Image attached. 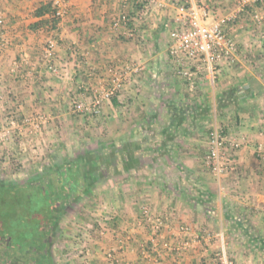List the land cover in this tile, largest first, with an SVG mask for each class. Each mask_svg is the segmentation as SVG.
Here are the masks:
<instances>
[{
    "label": "crops",
    "instance_id": "1",
    "mask_svg": "<svg viewBox=\"0 0 264 264\" xmlns=\"http://www.w3.org/2000/svg\"><path fill=\"white\" fill-rule=\"evenodd\" d=\"M57 1L0 0L7 42L0 47V115L17 103L26 116L52 113L51 125L58 128L45 133L63 137L65 125H78L67 113L70 94L97 90L111 70L131 62L143 69L128 76L101 116L77 119L83 140L100 147L85 152L77 168L85 180L77 183V196L68 193L67 203L90 198L102 205L97 215L104 219L79 231L82 246L77 233L76 242L68 240L66 232H75L66 223L43 264H109L112 250L116 264H220L222 255L235 264H264V20L249 25L243 13L235 33L237 61L216 79L202 72L191 89L168 52L174 0H164L165 10L153 13L133 38L113 23L122 12L134 13L140 0H61L66 14L57 29H35L38 6ZM206 1L214 18L233 13L241 2ZM254 10L264 13V3ZM51 37L59 41V78L43 62ZM23 57L28 65L16 73ZM219 126L241 147L232 157L237 171L216 180L207 166L208 136ZM90 188L98 191L92 198ZM144 208L168 219L157 248Z\"/></svg>",
    "mask_w": 264,
    "mask_h": 264
},
{
    "label": "built area",
    "instance_id": "2",
    "mask_svg": "<svg viewBox=\"0 0 264 264\" xmlns=\"http://www.w3.org/2000/svg\"><path fill=\"white\" fill-rule=\"evenodd\" d=\"M206 2V0L173 1L176 13L173 18V28L169 31L170 44L168 52L178 68V75L187 81L191 89L195 87L196 78L202 72H206L212 79H216V76L224 67L233 65L237 61L241 43L235 33L240 16L243 13H248L247 10L250 8L259 7L264 3V0H241L236 11L218 18L213 17ZM53 4L58 10L57 14L64 17L66 10L63 2L59 0ZM165 6L164 0H140L139 7L137 6L134 13L122 12L115 19L113 27L121 29L127 37H138L139 33L136 29L144 28L152 14L156 11L165 10ZM249 15L250 20L255 24H259L264 20L262 11H252ZM3 25L4 19L0 17V47L7 44L3 37ZM130 25L134 26L135 30L131 29ZM245 46L249 47L247 44ZM58 52L59 41L48 39L43 51V62L46 69L53 74H59L61 71V69L58 70L57 65ZM27 65L28 60L23 57L21 61L15 62L14 71L18 73L23 66ZM142 69L143 66L131 62L122 70H111V76L102 82L91 101H77L74 103L75 112L79 114H100L103 105L111 102L116 95L124 90L128 76L131 73H138ZM40 120L41 118L33 122V119L28 118L25 120V124L33 125L37 133L41 130V125L47 123L46 120ZM18 127L20 128V126ZM210 140L212 148L208 159L213 161L216 176L220 180L225 174L226 165H229L230 170L233 172L236 169V164L228 156V149L225 147V143L228 142L227 137L223 136L219 130H213L210 133ZM229 145L232 153L241 147V143L236 140L231 141ZM259 151L260 156L264 159V148H260ZM161 220L165 223V220L168 219ZM159 225H162L160 219L156 221V226H153L152 229V241L156 248L158 247L157 235L160 232ZM116 259L115 251H112L109 255V264H116ZM220 261L222 264H235L233 260L225 255L221 256Z\"/></svg>",
    "mask_w": 264,
    "mask_h": 264
},
{
    "label": "rangeland",
    "instance_id": "3",
    "mask_svg": "<svg viewBox=\"0 0 264 264\" xmlns=\"http://www.w3.org/2000/svg\"><path fill=\"white\" fill-rule=\"evenodd\" d=\"M63 4L65 6L64 2ZM64 8L66 9V7ZM252 9L254 10V8ZM249 13L250 12H248L247 14L249 15ZM247 20H249V23L252 22L250 20V15L247 17ZM49 39H56V38L51 37ZM61 62L62 60L60 59L59 52H58L57 65L59 67L58 69L59 71L61 69L60 68ZM23 67L20 70H22ZM62 69L59 72V74H53L49 72L47 69L45 70L48 73H50L52 77L59 78L62 73ZM79 85H76V82H75V88L78 87ZM95 91L93 92L95 93ZM93 92L87 91L83 94L80 92H77L75 96L70 94V99H71L70 107L71 108L67 109V113L68 114H70L71 112L74 113V114H70V118L72 120L70 119L69 120L77 122L78 125L76 127L70 124V122L69 124L65 125L66 131L63 134V137L62 136L55 137L52 134L45 133L46 130L50 132V128L53 125V124L51 125V121L53 118L52 113H50L51 114L50 115L49 113L45 114L44 111H39V112H33L26 116L19 110L21 106L20 103L13 105L12 108H5L3 115H0L1 117L3 116L0 120V181L4 183H8V184H13V185L25 186L27 185V183L35 179L37 176H41L43 178V176L48 177L49 175L51 176L53 174L56 175V172L58 171L59 167H61L62 170L64 169L63 166L66 167L67 165L68 166L76 165V166H79L78 169L82 168L83 161L81 159L84 157L85 152L89 151V148L91 149L93 146L94 147L92 149L94 148L99 149L100 146L97 147V141H94V140L88 141L85 139L83 140L82 134H81V128H80L81 123H79L77 119H80L83 116H89V115L92 117L101 116L104 105L101 109L100 114H96V115L95 114H79L75 112L74 103L77 101H81V102L91 101L94 97ZM75 115L77 116L76 118H75ZM28 118L33 119L34 120L33 122H35L36 119L41 118L40 121L46 120L47 123H45L44 125H41V130L39 129L40 131L36 133L33 125L25 124V120ZM12 122H14L15 124H13ZM58 125L59 124L53 125V127L56 129L58 128L57 127ZM18 126H20V128ZM72 127H74V129H72ZM213 130L215 129H212V131ZM218 130L222 133L223 136L225 137L229 136L227 135V133L222 132L221 126H219ZM51 131H52V128H51ZM227 141L228 142L225 143V147L228 149V153H229L228 156L231 157L232 159V157L234 156V153L230 151L231 146L229 145V143L231 141H235V139L233 140L232 138L231 140H227ZM208 142H209V147L211 151L212 145H211V140H210V134L208 136ZM207 161H208V165H207L208 170L213 175H215L216 180H219L216 176V171L214 170V167H213V161L209 159ZM236 171L237 169H235L232 172V170H230V166L226 165V170L224 173L230 175L231 173H235ZM200 187L202 190L204 189L202 188L203 187L202 182L201 184H199V187H198L199 190H200ZM90 190H91V193H90L91 196L89 197L91 198L94 197L93 195H96L98 193L97 189L94 190L93 188H90ZM92 190L95 191V193H93ZM220 190L223 191L225 189L222 190V188L220 187ZM91 201L92 200L88 198V200L82 199V201L80 202H77V203L70 202L64 205L62 216L60 217L59 221L56 224L55 232H54V235L51 241L55 242L56 239H59V236L57 234L66 228L65 224L67 223V225L75 232V233H71V231L66 232V233H69L67 234L69 235L68 240L76 242L75 238L79 236L80 240H78L77 242L82 246L85 243V240L80 237L82 233L80 234L79 231L81 230L85 231V229H88L87 225H93V223L95 224L96 223L95 219L98 217H100V219H104L100 214L97 215L98 209L101 210L102 205H98V204L96 205L95 203H92ZM76 213L77 214L81 213V216L83 217L81 218L77 217ZM101 214L105 215L103 214V212H101ZM143 217L144 218L146 217L149 223V227L151 229H153V226L154 227L156 226V221L158 219H160L162 223L161 226L159 225L160 231L164 228L166 224V223H163V220H161L163 219V217L158 216V215L153 216L149 212V208H144ZM185 231L183 230L181 233H186ZM76 233L78 236L76 235ZM70 236H72L73 238H70ZM185 243L187 242H183V244ZM68 244L70 245V242H68ZM112 251H109L106 254V257L108 258V260H109V255L111 254ZM58 255L59 254H57V256ZM220 257L221 256L218 257L219 261H220ZM45 260L46 259H44V261ZM220 264H221V261H220Z\"/></svg>",
    "mask_w": 264,
    "mask_h": 264
},
{
    "label": "trees",
    "instance_id": "4",
    "mask_svg": "<svg viewBox=\"0 0 264 264\" xmlns=\"http://www.w3.org/2000/svg\"><path fill=\"white\" fill-rule=\"evenodd\" d=\"M57 13L52 2L40 4L34 13L41 18L35 29H57L63 18ZM63 167L56 175L37 176L25 186L0 181V264L47 261L56 224L68 202L66 197L68 193L77 196V183L85 180L80 179L76 165Z\"/></svg>",
    "mask_w": 264,
    "mask_h": 264
}]
</instances>
